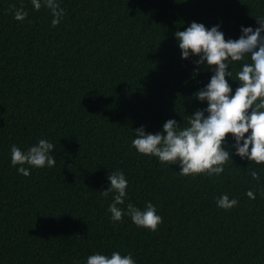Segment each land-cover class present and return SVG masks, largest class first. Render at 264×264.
<instances>
[{
  "label": "trees",
  "instance_id": "obj_1",
  "mask_svg": "<svg viewBox=\"0 0 264 264\" xmlns=\"http://www.w3.org/2000/svg\"><path fill=\"white\" fill-rule=\"evenodd\" d=\"M40 2L37 11L31 0H0V264H87L116 251L135 264H264V165L236 155L232 136L218 176H182L179 163L132 147L137 129L161 133L168 120L182 129L208 107L194 94L214 72L182 57L177 31L196 22L238 40L260 27L264 0H57L55 27ZM244 62L229 64L233 95ZM41 139L56 164L25 165V177L11 147L27 152ZM116 171L128 182L119 222L108 211L114 194L101 192ZM223 195L238 205L221 209ZM129 203L153 204L158 230L137 227Z\"/></svg>",
  "mask_w": 264,
  "mask_h": 264
},
{
  "label": "clouds",
  "instance_id": "obj_2",
  "mask_svg": "<svg viewBox=\"0 0 264 264\" xmlns=\"http://www.w3.org/2000/svg\"><path fill=\"white\" fill-rule=\"evenodd\" d=\"M34 9L42 7L40 0H31ZM55 17L52 26L60 23L64 10L57 0H43ZM14 11L17 21H24L28 15L23 7ZM260 27L242 28L243 35L238 40H226L218 26L207 29L203 24L192 22L184 31H177L176 37L182 57L187 60L197 56L198 66L207 63L214 75L205 89L194 94L195 99L207 101L205 110H197L189 116L188 126L179 128L175 120H168L163 126V132L156 134L146 133L144 128L136 130V138L132 147L141 155L157 157L163 164L179 163L182 176H218L224 172V165L231 158L224 145L229 136L236 143V155L257 165H264V20H258ZM244 62L242 70L236 74V81L240 86L232 94V88L226 77H231L229 64ZM205 112L207 115H205ZM54 145L41 139L38 144L31 146L27 152L13 145L11 147V163L17 167L21 175H30L25 165L35 168L54 167L56 159L50 155ZM232 159V158H231ZM258 179L257 173H251ZM111 187L101 191L104 197L113 195L108 211L111 220L119 222L125 215L123 208L128 182L122 171L109 174ZM247 196L255 199L253 191ZM218 207L230 210L238 205V201L230 200L223 195L217 200ZM127 215L140 228L156 232L162 223V217L157 214L156 207L148 203L141 211L131 203L127 205ZM87 264H135L131 254L121 255L119 251L110 256L94 254L88 257Z\"/></svg>",
  "mask_w": 264,
  "mask_h": 264
}]
</instances>
